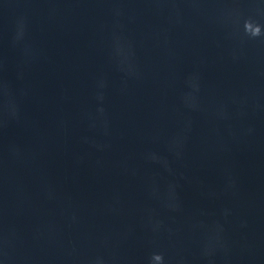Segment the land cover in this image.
I'll return each instance as SVG.
<instances>
[{"label": "water", "instance_id": "1", "mask_svg": "<svg viewBox=\"0 0 264 264\" xmlns=\"http://www.w3.org/2000/svg\"><path fill=\"white\" fill-rule=\"evenodd\" d=\"M0 264H264V0H0Z\"/></svg>", "mask_w": 264, "mask_h": 264}]
</instances>
